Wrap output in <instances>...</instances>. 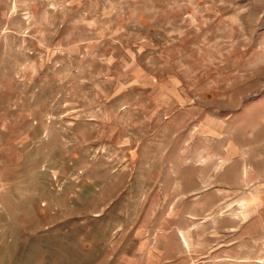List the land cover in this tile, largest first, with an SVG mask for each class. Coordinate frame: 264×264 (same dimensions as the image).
Here are the masks:
<instances>
[{
  "label": "rangeland",
  "instance_id": "1",
  "mask_svg": "<svg viewBox=\"0 0 264 264\" xmlns=\"http://www.w3.org/2000/svg\"><path fill=\"white\" fill-rule=\"evenodd\" d=\"M0 264H264V0H0Z\"/></svg>",
  "mask_w": 264,
  "mask_h": 264
}]
</instances>
